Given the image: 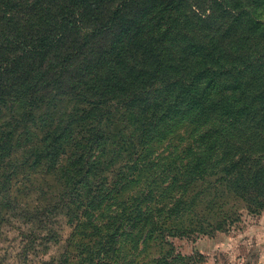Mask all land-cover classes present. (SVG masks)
Masks as SVG:
<instances>
[{
	"label": "trees",
	"instance_id": "trees-1",
	"mask_svg": "<svg viewBox=\"0 0 264 264\" xmlns=\"http://www.w3.org/2000/svg\"><path fill=\"white\" fill-rule=\"evenodd\" d=\"M3 111L0 204L52 175L84 254L69 243L60 264H132L125 245L191 208L203 178L260 213L264 0H0Z\"/></svg>",
	"mask_w": 264,
	"mask_h": 264
},
{
	"label": "rangeland",
	"instance_id": "rangeland-1",
	"mask_svg": "<svg viewBox=\"0 0 264 264\" xmlns=\"http://www.w3.org/2000/svg\"><path fill=\"white\" fill-rule=\"evenodd\" d=\"M21 111L22 107L15 105L12 115ZM8 116L9 112L3 111L0 124L7 122ZM32 130L38 132L35 127ZM164 149L155 150L153 156L162 153V157H166ZM12 158L13 161L21 159L18 154ZM23 174L15 180H22ZM27 178L36 182L31 186L33 190L27 187L28 198L20 192L15 193L20 207L0 204V218L3 219L0 264H60L64 262L69 243L76 246L74 256L84 257L81 255L83 247L79 244L81 238L73 241V235L81 231L76 230V223L70 221L65 210L53 207L58 203L55 196L58 189L52 175L29 173ZM216 180L217 177L203 178L189 186L186 198L194 205L185 212L180 211L176 217L159 221L161 228L147 245L142 241L135 249L125 245L126 252L129 251L126 260L135 255L134 264H155L161 256L170 255L180 256L182 262L170 261L171 264H264V211L250 212L244 201L228 193ZM13 188L24 192L19 185ZM172 197L178 198L179 193H172ZM35 208L40 210L36 213L39 223H35L34 215H31ZM159 208H163L162 205ZM162 216L167 217L164 208Z\"/></svg>",
	"mask_w": 264,
	"mask_h": 264
}]
</instances>
